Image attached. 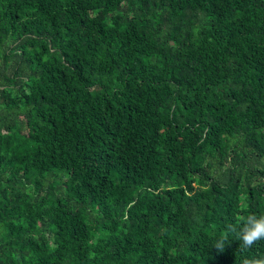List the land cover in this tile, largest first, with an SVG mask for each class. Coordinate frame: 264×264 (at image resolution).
<instances>
[{
    "label": "trees",
    "instance_id": "16d2710c",
    "mask_svg": "<svg viewBox=\"0 0 264 264\" xmlns=\"http://www.w3.org/2000/svg\"><path fill=\"white\" fill-rule=\"evenodd\" d=\"M262 160L264 0H0V264L264 258Z\"/></svg>",
    "mask_w": 264,
    "mask_h": 264
},
{
    "label": "clouds",
    "instance_id": "9594fccd",
    "mask_svg": "<svg viewBox=\"0 0 264 264\" xmlns=\"http://www.w3.org/2000/svg\"><path fill=\"white\" fill-rule=\"evenodd\" d=\"M235 234L241 249H250L258 241L264 240V215L249 214L242 218L239 225H228L225 233L218 235L212 242L217 252L222 253L230 243L229 235ZM242 264H264V258H245Z\"/></svg>",
    "mask_w": 264,
    "mask_h": 264
},
{
    "label": "rangeland",
    "instance_id": "374dc122",
    "mask_svg": "<svg viewBox=\"0 0 264 264\" xmlns=\"http://www.w3.org/2000/svg\"><path fill=\"white\" fill-rule=\"evenodd\" d=\"M25 123H26V125L29 127L30 125H32L31 123H28V122H26L25 121ZM262 163H264V160H262ZM52 239V238H51ZM52 241V240H51ZM51 241H50V243H51ZM52 245V243L50 244V246Z\"/></svg>",
    "mask_w": 264,
    "mask_h": 264
}]
</instances>
